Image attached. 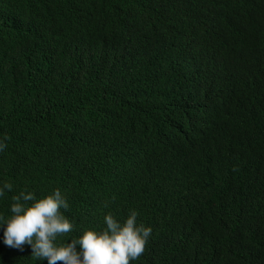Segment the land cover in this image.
<instances>
[{
  "label": "trees",
  "instance_id": "1",
  "mask_svg": "<svg viewBox=\"0 0 264 264\" xmlns=\"http://www.w3.org/2000/svg\"><path fill=\"white\" fill-rule=\"evenodd\" d=\"M262 122L264 0H0V212L59 189L72 235L138 211L132 264H264Z\"/></svg>",
  "mask_w": 264,
  "mask_h": 264
},
{
  "label": "clouds",
  "instance_id": "2",
  "mask_svg": "<svg viewBox=\"0 0 264 264\" xmlns=\"http://www.w3.org/2000/svg\"><path fill=\"white\" fill-rule=\"evenodd\" d=\"M5 140L0 139V152L6 148ZM12 191L11 183L0 181V198ZM67 209L59 189L43 195L21 189L0 212V247L23 252L27 245L36 261L47 264H132L152 235L151 226L138 221L135 208L122 217L107 212L100 228L85 227L72 235L76 230L64 214Z\"/></svg>",
  "mask_w": 264,
  "mask_h": 264
}]
</instances>
